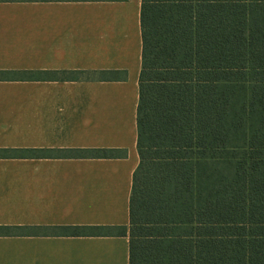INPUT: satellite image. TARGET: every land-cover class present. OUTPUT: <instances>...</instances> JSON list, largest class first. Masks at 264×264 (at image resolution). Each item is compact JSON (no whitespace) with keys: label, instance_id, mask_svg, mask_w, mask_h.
<instances>
[{"label":"trees","instance_id":"trees-1","mask_svg":"<svg viewBox=\"0 0 264 264\" xmlns=\"http://www.w3.org/2000/svg\"><path fill=\"white\" fill-rule=\"evenodd\" d=\"M129 264H264V0H141ZM0 147V158L107 157ZM37 228L0 225V235Z\"/></svg>","mask_w":264,"mask_h":264},{"label":"crops","instance_id":"crops-1","mask_svg":"<svg viewBox=\"0 0 264 264\" xmlns=\"http://www.w3.org/2000/svg\"><path fill=\"white\" fill-rule=\"evenodd\" d=\"M141 0H0V147L105 148L107 157L0 158V264H129Z\"/></svg>","mask_w":264,"mask_h":264}]
</instances>
